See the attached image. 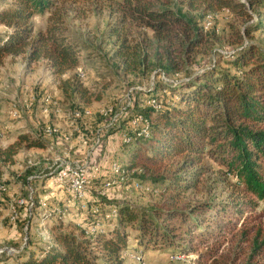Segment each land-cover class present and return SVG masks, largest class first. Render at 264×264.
Segmentation results:
<instances>
[{
  "label": "trees",
  "instance_id": "obj_1",
  "mask_svg": "<svg viewBox=\"0 0 264 264\" xmlns=\"http://www.w3.org/2000/svg\"><path fill=\"white\" fill-rule=\"evenodd\" d=\"M72 1L77 0H13L9 8L0 10V24L11 31L5 37L0 36V68L5 57L19 55L29 43L30 62L42 57L40 44L43 47L49 44L50 51L46 56L55 73L63 75L68 67L76 68L78 51L57 34L59 28L49 29L50 38L38 37L33 41L34 32L30 26L36 16L56 10L60 2ZM179 6L189 11L202 10L203 13L228 10L243 18L250 17L243 6L232 0L127 1L121 9L125 20L152 33L166 50L182 45L184 67L191 62L190 56L206 44L205 21L203 26L193 24L177 9ZM255 6L264 9V0H251L250 10ZM253 31H264V21L257 22L247 34ZM110 32L118 39L122 36L119 28ZM140 56L139 47L131 49L125 39L116 57L122 61L124 71L129 73L144 67L146 61L140 62ZM228 65L235 75L214 64L197 77L185 78L176 86H167L165 90L179 99L178 108H168V100L158 95L157 91L164 93V89L149 92L164 107L161 111L147 108L136 113L150 123L151 138L123 145L128 149L126 171L147 176L146 183L137 182L150 189H156L153 185L163 184L165 193L178 200L180 195L199 187L206 170L210 169L204 165L208 159L221 173L235 181L232 200L228 204H200L188 211L168 207L138 214L128 206L108 212L102 202L91 200L88 216L105 227L106 238L88 240L82 234L77 236L55 230L53 243H45L34 252L27 253L30 248L24 249L14 257L22 264H125L123 256L130 249L126 229L130 226L140 234L137 243L145 252L179 247V253L184 254V245L178 243L184 242V238L178 236L179 233L199 239L204 247H220L224 237L230 235L239 241V245H248V251L252 252L248 264H253L256 256L264 257V226L238 229L241 219L256 213L264 203V52L253 46L242 47ZM168 70L179 71L173 59L168 61ZM70 89L90 104L89 91L77 84L69 86ZM16 139L12 146L0 148V186L7 188L6 194L10 189L5 179L6 169L15 166L22 148L50 149L47 141L29 133H20ZM100 181L98 179L94 185ZM8 209L2 198L0 212ZM96 209L99 212L95 215ZM114 211L116 217L112 216ZM206 224L207 230L202 233L200 229ZM188 250L193 252L191 248ZM3 257L0 256V260ZM217 257L205 256V261L200 260L199 264H228L225 258Z\"/></svg>",
  "mask_w": 264,
  "mask_h": 264
},
{
  "label": "rangeland",
  "instance_id": "obj_2",
  "mask_svg": "<svg viewBox=\"0 0 264 264\" xmlns=\"http://www.w3.org/2000/svg\"><path fill=\"white\" fill-rule=\"evenodd\" d=\"M127 1L129 0L60 2L56 10L33 18L30 23L34 32L33 41L38 37L48 39L50 38L49 29L59 28L60 32L57 34L66 38L65 43L76 47L79 54L78 66L68 67L63 75L55 73L51 61L46 56L51 45L44 43L45 47L42 44L39 46L42 57L36 62L29 60L30 43L19 55L3 59L0 68V135H2L0 148L6 149L12 146L15 143L13 138L20 133L42 137L44 128L54 127L60 131L61 137H72L75 144V149L70 152L72 158L76 157V152L83 147L82 143L87 142V151L83 157L87 158L91 142L107 122L101 113L110 108L118 112L131 110L132 114L144 112L148 108L149 92H152V89L165 90L167 87L159 81L162 73H165L170 80L178 82L185 78L197 77L204 70L217 64L221 70L235 75L236 73L228 63L242 47L253 46L264 52V31H253L247 34L248 29L252 30L257 22L264 21V9L255 6L253 10H250L251 0H232L244 7L250 15L249 18L237 16L228 10L203 13L202 10L189 11L187 8L177 7L195 25L203 26L204 21L207 22L204 18L208 15L207 18L210 17L213 21L212 29L204 32L206 44L190 56L191 62L186 67H184V47L182 45H175L166 50L163 44L157 42L152 33L125 20L121 9L125 7ZM12 2L13 0H0V10L9 8ZM114 28L122 30V36L119 39L113 37L110 32ZM10 32L9 28L0 24V36L5 37ZM125 39L131 49L135 50L139 47L140 62L146 61L144 67L129 73L124 71L122 61L116 57ZM170 59L178 64V72L168 70ZM80 71L86 75L85 80L79 78ZM75 84L89 91L90 104H86L73 89L69 90V86ZM157 93L168 100V108L179 107V99L175 98L172 92L165 90L164 93L158 91ZM34 95L38 101H42L46 95L52 96L54 102L58 104L60 114L54 112L46 117L37 107L29 112L27 108ZM130 106L132 109L129 108ZM14 108H17L19 113L18 119L12 117ZM83 109L92 112L90 119L83 122L69 119V115L74 110ZM120 126L122 129L119 132L126 130L127 120L123 124L120 123ZM111 134L108 138H102V146L94 157L104 177L98 185L93 184L90 191L91 200L102 202L106 211L109 212L120 206L133 208L138 214H148L155 209L161 210L168 207L188 211L200 204L223 205L232 200L235 181L221 173V170L208 159L204 161V165L210 169L206 170L199 187L180 195L179 200L166 194L163 184L153 185L156 189H151L152 192L149 194L135 191L132 183L137 181L146 183L148 177L144 174L125 178L123 181L121 178L113 179L116 184L106 188V184L112 180L109 172L110 166L113 163L124 166L128 164V149L122 146L117 136L118 132ZM61 137L46 139L50 145L48 151L28 150L23 147L16 158L15 166L7 167L6 181L10 189L3 199L9 209L18 198H24L28 194L27 180L32 172L27 170L26 161L41 162L44 165L53 162L67 149ZM42 184L43 182H34L31 185L33 189L42 192ZM20 213L22 216V211ZM41 216L34 215L26 229L27 224L24 219L21 218L17 226H12L9 222V210L0 212V251L13 249L21 252L30 248L27 253L34 252L45 243H53L55 230L81 235L77 230V219L75 218L61 222ZM43 221L46 223L45 227H43ZM259 224L264 226V203L260 204L256 213L246 215L244 219H241L238 229L243 230ZM207 226L208 224L200 229L202 233L207 230ZM126 233L129 236V244L133 247L137 246L133 252L143 254V264H172L168 260L169 256L181 251L179 247H174L169 250L150 249L145 252V249L142 247V250L137 243L140 234L136 228L130 226L126 229ZM195 235H197L196 230ZM178 236L184 238V242L178 241V243L184 245V255L188 256L185 264H199V261H205L203 257L208 255H218L219 259L223 257L228 264H248L252 256L246 243L239 245V241L230 235L224 237L220 250L218 245L204 247L199 239L188 238L187 235L182 236L180 233ZM48 237L52 239V242L47 239ZM189 242L194 243L189 244ZM190 248L193 252H189ZM236 254L237 258H235ZM0 256H4L0 264H22L19 258L8 255V253ZM253 264H264V257H254Z\"/></svg>",
  "mask_w": 264,
  "mask_h": 264
},
{
  "label": "built area",
  "instance_id": "obj_3",
  "mask_svg": "<svg viewBox=\"0 0 264 264\" xmlns=\"http://www.w3.org/2000/svg\"><path fill=\"white\" fill-rule=\"evenodd\" d=\"M207 22L204 23V30L209 31L213 27L212 18H207ZM79 78L81 80L86 79V75L80 71ZM159 81L166 86H176L179 83L170 80L165 73L159 76ZM153 91V89H152ZM137 94V92H136ZM148 108L161 111L164 109L162 103L156 98L148 97ZM39 108L41 113L49 117L54 112L58 115L60 110L58 104L54 102V99L50 95H46L42 101H38L37 97L34 95L31 97L30 106L27 108L29 112L33 108ZM131 108V106L129 107ZM132 109V108H131ZM101 115L107 120L106 125H104L96 134L95 139L91 142L89 150L87 153V158L71 157L70 152L75 149L72 137L62 136L60 131L54 127H46L42 130V137H39L46 141V139H53L61 137L62 143L67 147L59 156H57L53 162L46 165L41 162H35L31 160L26 161V168L28 171H32V176L27 181L28 194L25 198H18L14 205L9 209V222L12 226H17L21 218L26 221V229L30 224V220L34 215H42V218L52 219L55 221L64 222L69 218L77 219L76 227L77 230L82 234L85 239L94 240L106 237L105 227L95 222L94 220L88 218L89 212V202L91 200L90 191L93 188L92 185L104 177L102 172H100L99 164L95 160V156L99 153V148L102 146V138L109 136L115 130L121 128L120 123L127 120L128 128L118 132L119 139L123 145H129L136 140L147 141L151 138V127L150 123L144 116L139 114H132L131 110H125L122 112L116 111L114 108H110ZM12 117L14 119L19 118V113L17 108H14L12 112ZM92 117V112L88 109L74 110L70 115L69 119L75 122H83L86 119ZM125 129V128H124ZM104 135V137H103ZM2 135H0L1 137ZM81 147L83 150L87 151L88 143L83 142ZM99 149V150H98ZM92 157V158H91ZM79 159V160H78ZM109 172L111 174V181L106 184V188H110L116 184L113 179L125 178L136 175V173L130 174L126 171L124 165L119 163H113L110 166ZM43 182L42 192L37 191L32 188V183ZM132 187L135 191L142 192L144 194H149L152 190L145 187L140 182H133ZM59 190L61 192L67 193V197L63 202L57 203L55 198V191ZM7 193V188L5 186H0V202L3 196ZM40 193V194H39ZM20 211H22V216ZM99 210H94V214H98ZM76 216V217H75ZM112 216L116 217L117 212L114 211ZM109 219V217H107ZM29 221V222H28ZM43 227L46 223L43 221ZM45 236H47L45 232ZM48 240L52 239L50 237ZM8 253V255L15 256L19 252L16 250H1L0 255ZM125 259L131 260L136 264H143L144 256L140 253H126L124 255ZM188 256L175 253L169 256L168 260L172 264H185L187 263Z\"/></svg>",
  "mask_w": 264,
  "mask_h": 264
},
{
  "label": "crops",
  "instance_id": "obj_4",
  "mask_svg": "<svg viewBox=\"0 0 264 264\" xmlns=\"http://www.w3.org/2000/svg\"><path fill=\"white\" fill-rule=\"evenodd\" d=\"M13 139H15V143L17 142V139H16V137H14ZM14 143V144H15ZM38 151H41V150H38ZM48 151V150H47ZM41 152H43V151H41ZM85 154H86V150H83L81 147L79 148V150L77 151V157H79V158H83L84 156H85ZM6 180H7V177L5 178ZM55 191V198H56V202L57 203H61V202H63L66 198H68L67 197V193H64V192H61V191H59V190H54ZM9 210V209H8ZM137 247V246H136ZM136 247H133V246H131L130 245V249H129V251L127 252V253H134L133 252V249H135ZM123 258H124V263L125 264H130V263H132V261L131 260H128V259H125V257L123 256Z\"/></svg>",
  "mask_w": 264,
  "mask_h": 264
}]
</instances>
